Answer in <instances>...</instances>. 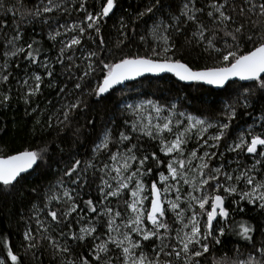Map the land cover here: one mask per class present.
Listing matches in <instances>:
<instances>
[{"label":"trees","instance_id":"obj_1","mask_svg":"<svg viewBox=\"0 0 264 264\" xmlns=\"http://www.w3.org/2000/svg\"><path fill=\"white\" fill-rule=\"evenodd\" d=\"M112 3L106 13L107 0H0V157L32 151L38 162L14 184H0V264H125L111 246L96 250L106 234L96 210L98 162L120 150L123 136L122 148L142 163L146 182L156 183L168 166L159 141L127 125L122 103L135 99L222 123L210 164L237 187L236 194L208 190L223 199L227 217L205 228L200 245L181 252L169 224L164 237L142 241V250L157 264H264V77L220 91L165 76L105 97L97 92L110 68L127 59L177 61L193 70L231 65L264 43V0ZM108 127L109 142L95 154ZM233 136L243 138L235 151ZM254 140L262 145L249 153ZM199 144L194 137L191 149ZM247 184L263 189L261 201L239 196ZM109 202L121 206L119 198ZM83 221L99 227L81 235Z\"/></svg>","mask_w":264,"mask_h":264},{"label":"rangeland","instance_id":"obj_2","mask_svg":"<svg viewBox=\"0 0 264 264\" xmlns=\"http://www.w3.org/2000/svg\"><path fill=\"white\" fill-rule=\"evenodd\" d=\"M112 2L107 0L106 13L111 11ZM122 108L126 110L124 112L129 119L127 125L133 132L152 136L159 141L162 153L168 158L167 173L158 175L156 183L146 182L147 174L142 170V163L137 161L130 148H122L126 138L120 136V150L98 162L101 164L102 203L96 210L97 217L106 222V234L105 244L98 245L96 250L100 254L105 253L107 247L111 246L121 253L125 264H157L148 252L142 250V241L150 239L155 233H159L160 238L164 237L166 225L173 224L181 252H186L192 244L200 245L204 240L205 228L217 220L221 223L227 217L223 199L209 197L208 190L236 194L237 187L221 174L219 164H210L216 154L212 152L215 141L213 132L222 130V123L177 111L175 104H159L143 99L124 101ZM110 131V127L102 130L94 148L95 154L108 144ZM194 137L200 144L192 150ZM242 144L241 136L235 139L233 136L230 148L235 151ZM250 147L251 143H248L247 150ZM154 186L159 189L163 212L150 218L151 189ZM247 187L245 191L238 190L241 198L256 202L262 200L261 187L250 184ZM58 189L61 193L67 192L61 185H58ZM117 198L121 206L111 207L109 201ZM98 227L94 221L79 224L81 235L90 236Z\"/></svg>","mask_w":264,"mask_h":264},{"label":"water","instance_id":"obj_3","mask_svg":"<svg viewBox=\"0 0 264 264\" xmlns=\"http://www.w3.org/2000/svg\"><path fill=\"white\" fill-rule=\"evenodd\" d=\"M172 76L178 83L201 86L220 91L229 83H253L264 77V43L248 54L238 58L224 68L193 70L177 61L152 59H127L114 64L109 74L101 81L97 92L105 97L111 91L144 78ZM261 141L254 140L249 149L252 153ZM37 157L32 151H23L11 156L0 157V184L12 185L20 177L31 173L37 166ZM163 212L159 189H151L149 217L155 218Z\"/></svg>","mask_w":264,"mask_h":264}]
</instances>
